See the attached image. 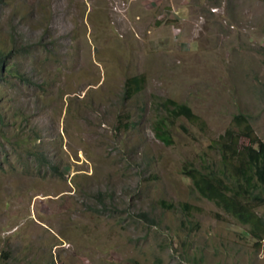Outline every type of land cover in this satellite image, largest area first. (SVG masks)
Instances as JSON below:
<instances>
[{"label": "rangeland", "instance_id": "374dc122", "mask_svg": "<svg viewBox=\"0 0 264 264\" xmlns=\"http://www.w3.org/2000/svg\"><path fill=\"white\" fill-rule=\"evenodd\" d=\"M0 48V264H264L185 173L236 115L264 141V0H5ZM167 98L203 122L164 142Z\"/></svg>", "mask_w": 264, "mask_h": 264}, {"label": "trees", "instance_id": "16d2710c", "mask_svg": "<svg viewBox=\"0 0 264 264\" xmlns=\"http://www.w3.org/2000/svg\"><path fill=\"white\" fill-rule=\"evenodd\" d=\"M18 13L21 19L27 16V12L20 8ZM8 57L5 49L0 48V82L4 80L5 71L13 73L12 67L6 64ZM144 83V75L128 77L124 84L125 97L131 98L138 94ZM160 104L167 114L155 121L154 129L157 137L164 142H169V121L184 116L193 122H203L186 103L167 98ZM0 119L3 120L1 115ZM235 125L236 128H228L214 140L221 156L217 170L192 167L186 168L185 173L201 196L212 200L241 223L248 225L249 232L260 243L264 239V216L258 214L256 207L264 203V141L255 134L245 115H236ZM242 138L248 139L249 143H241ZM34 154L46 161L43 155Z\"/></svg>", "mask_w": 264, "mask_h": 264}]
</instances>
